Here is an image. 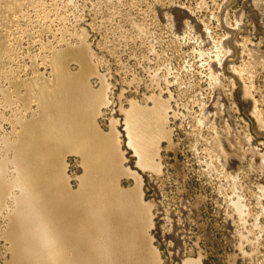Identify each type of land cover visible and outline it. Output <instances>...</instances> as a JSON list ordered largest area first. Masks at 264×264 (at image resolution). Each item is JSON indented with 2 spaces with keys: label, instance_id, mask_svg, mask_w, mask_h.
<instances>
[{
  "label": "rangeland",
  "instance_id": "rangeland-1",
  "mask_svg": "<svg viewBox=\"0 0 264 264\" xmlns=\"http://www.w3.org/2000/svg\"><path fill=\"white\" fill-rule=\"evenodd\" d=\"M57 54L75 75L73 85L94 94L103 88L105 103L94 99L98 111L91 108L94 127L87 132L121 154L127 172L120 187L134 189L140 181L149 210L143 254L155 250L157 264H264V0H0V176L3 157L18 146L40 180L66 163L64 175L76 191L80 155L64 151L63 162L53 155L46 160L39 133L38 85L54 83ZM133 104L149 114L143 121L163 124L145 123L157 139L155 170L141 168L127 145ZM213 112L215 120L208 117ZM217 136L225 139L229 167L214 147ZM0 204V264H8L7 205L13 204Z\"/></svg>",
  "mask_w": 264,
  "mask_h": 264
},
{
  "label": "bare ground",
  "instance_id": "bare-ground-1",
  "mask_svg": "<svg viewBox=\"0 0 264 264\" xmlns=\"http://www.w3.org/2000/svg\"><path fill=\"white\" fill-rule=\"evenodd\" d=\"M175 12L179 16L183 14L181 10H176ZM61 56L62 55L57 54L53 61L55 73L54 83H46L42 86L38 85V98L40 100L38 103L41 107H39L41 109V115L38 114L41 118L38 119L39 122L37 121L38 124L40 123L39 125L41 127L39 133L42 132V134H40L42 138L41 143L49 149L48 156L50 159H47L48 156L46 155V160H54L51 159V155L60 159L64 151L78 154L82 160L81 163L84 169L83 175H81L80 178L77 177V180L79 179V187L74 191L69 189L71 188L69 185V177L64 175L65 172L63 171L62 165L66 163L60 164L58 162L62 168L60 167L57 169L59 166L57 167L56 165V170L58 171L54 170L56 174L53 176L50 175L52 177H48V180L42 177V175L40 176V172L42 171L39 166H42V164H38L40 169L39 177L45 179H43L44 181L40 180L38 177L34 176L36 173L33 172H36L38 168L34 169L36 171L32 172V162L30 163V161L27 160L24 154L25 150L20 149L18 146L13 147L10 145L13 147L12 151L14 154L10 158L6 157L5 159V157H3L5 164L2 166V172L4 174L1 173L2 175L0 176V202L5 201L7 203V201L11 200L13 204L12 209H10V205L6 204L11 214V216L10 214L7 215L10 216L8 220L10 222L5 231L11 251V259L8 261V264H157L158 262L156 261V252L154 249V251L150 250V252H148L149 254L147 253L146 256L144 255L145 253L143 254L142 241L146 238L144 237V233H146L144 230H146V225L149 223V218H147L149 216H145L144 214L147 206L144 205L145 203H142V195L138 186L141 185L139 184L140 181L134 178L136 181H134L136 184V187H134L135 185L133 186L134 189H123L120 187L119 177L124 170V168L120 166L123 164H119L121 162H119L121 154L119 155V153L116 154L115 151H109L107 149V143H105L106 146L104 147L101 142L97 141L99 138H96V135H92L93 131L91 134L87 132L90 130L91 125L88 122L91 108H95L96 110V107H93L92 104L98 103L99 100H101L100 106L101 103L102 105L105 103L106 97H103L105 95V93H103V88L100 89L103 93V95H101L102 93L99 94L101 91H97V93L94 94L96 90L93 92L91 88H86L88 87L86 86V82H84V87L86 86V89L84 88L85 90L83 88L80 90L79 87H76L75 79L73 78L74 80H72V77H75V75L71 76L63 69L64 65L62 66L61 64ZM222 60L224 62V59ZM222 60L218 59L216 65H223L221 64ZM73 81H75L74 85ZM29 85L27 87H29ZM77 85H79V83ZM71 86H74V89L78 88L76 92L75 90L72 92L73 87ZM2 91L4 92V89ZM95 98L99 100L95 102ZM26 101H28V99ZM100 106L98 105V107ZM133 107L134 108L131 109H134V111L131 113L129 110L131 114L127 113L130 116L125 120L127 121V137H129L127 145L129 144L130 148L132 147L134 150V154L137 155L138 162L136 163L139 164L141 168L143 167V169L151 168L152 170L153 167H156L153 160L155 151L152 150V146H156V144L154 145L153 143H156L157 139L154 138L155 131H153L154 137H151L152 132L150 130L152 129L147 127L145 123L149 120L151 122L149 124L154 126L155 124L152 125L154 118L152 117V120H146L145 118H148V116L145 115H149L146 110L143 109L146 114L142 115V113H138L141 111L140 109L142 107L139 106L140 109L138 105L136 108L135 105ZM136 109L140 111L135 112ZM92 111L94 112V109ZM155 112L157 113V111ZM141 115L142 117L145 116L144 119L146 122H144L145 120L143 121ZM156 115L157 114H155L154 117ZM208 117H210L211 120H215L217 118V113L213 112L212 115ZM159 119H161V117ZM157 120H154L153 123L155 121L158 122ZM20 121L18 123H20ZM22 122H24V120L21 121V123ZM158 123L161 124V122ZM23 125L21 126L23 127ZM87 125H89V129ZM92 125L91 127L93 128L94 126ZM158 126H163V124ZM24 127L27 126L24 125ZM159 127L156 129L158 130ZM147 128L150 129L149 131L151 133L149 131L147 132ZM160 129L163 131L162 127ZM25 130L26 129H24V131ZM157 130L156 132H158ZM162 131L158 133V135L165 130ZM96 132L98 133V131ZM147 133L151 135L149 134L150 136H148ZM32 134H34V131ZM91 135L94 136V138ZM27 136H29V134ZM103 137L102 135V138ZM109 137L111 139L112 136ZM161 137L162 136H160V138ZM112 138L114 139L115 137ZM153 138L155 139L154 141H152ZM38 139L40 138L38 137ZM13 141H11V143ZM99 141H102V139H99ZM115 141L112 142L114 143ZM112 142L110 141V145ZM38 144L40 145V143ZM4 145H6L5 142ZM112 146L114 147V145ZM115 146V148L118 149L117 142ZM214 147L224 164L228 167L231 166L233 160L225 145V139L222 136L216 137ZM27 151L30 150L27 149ZM41 155L43 156V154H40V156ZM41 158L43 159L44 157ZM61 161L63 162V160ZM43 162L42 160V163ZM8 163L9 165L11 163L14 168H12V172L10 170L12 173L11 178L4 176L5 172H8V168H6L7 170L5 169ZM51 163L52 166L54 162ZM43 165L45 166V164ZM64 169H66V166ZM10 172L6 174L10 176ZM125 172L123 173L124 175ZM42 173H44V171ZM126 174L131 175L130 173ZM238 210H240L239 207ZM6 218L8 219L9 217ZM144 218H147V223L144 222ZM146 239L148 240V238ZM148 243L150 245L149 241ZM149 245L148 247H146V244L144 246L150 249L151 246ZM146 250L147 249H145V251ZM183 264L197 263L184 259Z\"/></svg>",
  "mask_w": 264,
  "mask_h": 264
}]
</instances>
